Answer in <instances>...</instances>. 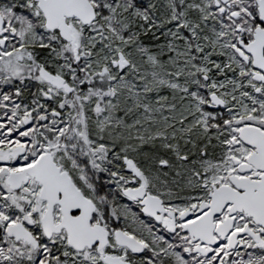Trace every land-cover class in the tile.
I'll return each instance as SVG.
<instances>
[{"label": "snow or ice", "instance_id": "1", "mask_svg": "<svg viewBox=\"0 0 264 264\" xmlns=\"http://www.w3.org/2000/svg\"><path fill=\"white\" fill-rule=\"evenodd\" d=\"M0 264H264V0H0Z\"/></svg>", "mask_w": 264, "mask_h": 264}]
</instances>
